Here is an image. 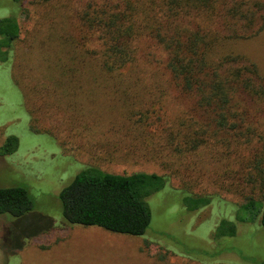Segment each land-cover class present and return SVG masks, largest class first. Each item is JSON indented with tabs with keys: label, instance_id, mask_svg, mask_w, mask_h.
I'll list each match as a JSON object with an SVG mask.
<instances>
[{
	"label": "rangeland",
	"instance_id": "obj_1",
	"mask_svg": "<svg viewBox=\"0 0 264 264\" xmlns=\"http://www.w3.org/2000/svg\"><path fill=\"white\" fill-rule=\"evenodd\" d=\"M102 1L22 0L12 12V2L0 0V18L16 14L20 28L11 62H0V144L9 135L19 141L13 153L0 155V186L25 187L33 201L22 216L0 215V264H264V227L257 223H235V235L212 238L222 218L234 220L226 201L264 195L257 167L264 159V103L240 97L252 130L248 141L210 128L216 140L191 148L186 125L207 114L172 77L154 38L137 41L128 68L111 73L102 66L104 27L95 30L89 12L83 15L103 8ZM228 1L216 0L214 15L199 17V26L217 37L206 61L242 56L264 77V8L255 0ZM226 7L236 11L231 23ZM85 164L169 176L146 199L151 221L145 234L63 226L58 194ZM184 192L219 198L189 211Z\"/></svg>",
	"mask_w": 264,
	"mask_h": 264
},
{
	"label": "trees",
	"instance_id": "obj_2",
	"mask_svg": "<svg viewBox=\"0 0 264 264\" xmlns=\"http://www.w3.org/2000/svg\"><path fill=\"white\" fill-rule=\"evenodd\" d=\"M10 1L12 12H17L22 0ZM102 3L103 8L89 9L83 15L89 12L87 22L95 30L104 27L106 38L100 41L98 52L107 71L112 73L128 68L136 58L137 41L152 37L166 53V67L172 77L184 91L195 94L198 107L207 114L203 122L194 123L195 127L191 123L186 125L191 129L186 141L191 148L208 138L216 140L215 134L210 136L207 133L210 128L215 129V133L233 130L243 134L245 141L249 140L252 130L249 124H245L240 97H254L263 104L264 77L259 75L254 63L242 56H218L207 63L208 46H212L217 37L210 35L209 29L203 30L198 20L202 24L199 17L206 12L214 15L216 0H103ZM251 3H257L256 7L260 3L264 8V0ZM225 14L228 22L234 21L235 9L226 7ZM191 19L197 21L193 29L190 28ZM19 29L16 14L0 18L1 63L11 62V51ZM244 127L246 130L242 131ZM18 143L16 136H7L0 144V155L13 153ZM257 167L264 184V159L257 161ZM169 182L166 174L145 171L115 173L85 164L58 194L63 226H97L113 233L143 235L151 221L146 199ZM215 196L184 192L181 202L187 210L193 211L208 206ZM226 202L234 206V220L222 218L212 232L213 239L235 235V223L255 222L264 227V195L248 197L240 203ZM32 208L33 201L25 187L0 186V215L17 218Z\"/></svg>",
	"mask_w": 264,
	"mask_h": 264
}]
</instances>
